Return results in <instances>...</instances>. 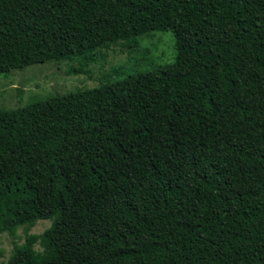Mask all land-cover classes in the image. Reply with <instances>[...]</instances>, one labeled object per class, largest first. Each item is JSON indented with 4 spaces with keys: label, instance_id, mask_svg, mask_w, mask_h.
<instances>
[{
    "label": "trees",
    "instance_id": "16d2710c",
    "mask_svg": "<svg viewBox=\"0 0 264 264\" xmlns=\"http://www.w3.org/2000/svg\"><path fill=\"white\" fill-rule=\"evenodd\" d=\"M13 2L22 69L156 30L177 55L0 108V234L26 233L0 264H264V0Z\"/></svg>",
    "mask_w": 264,
    "mask_h": 264
},
{
    "label": "rangeland",
    "instance_id": "374dc122",
    "mask_svg": "<svg viewBox=\"0 0 264 264\" xmlns=\"http://www.w3.org/2000/svg\"><path fill=\"white\" fill-rule=\"evenodd\" d=\"M149 35V36H148ZM147 36V37H146ZM132 51L121 45L109 49L107 63L92 62L89 74L69 75L71 62H46L26 68L18 65V49L14 41V2L0 0V108L26 105L49 95L69 90L84 89L114 81L110 75L116 68L125 73L148 71L158 65L176 59L175 37L170 30H156L147 34ZM124 45V44H123ZM51 225V219H42L30 229V233H42ZM25 228L16 236L9 232L0 234V262L6 261L14 247V241L23 243Z\"/></svg>",
    "mask_w": 264,
    "mask_h": 264
}]
</instances>
